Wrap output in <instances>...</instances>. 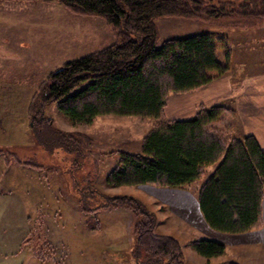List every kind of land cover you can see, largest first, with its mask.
Instances as JSON below:
<instances>
[{"label":"trees","instance_id":"trees-1","mask_svg":"<svg viewBox=\"0 0 264 264\" xmlns=\"http://www.w3.org/2000/svg\"><path fill=\"white\" fill-rule=\"evenodd\" d=\"M22 1L58 2L75 13L103 17L116 36L115 43L64 63L41 82L28 108L38 142L51 152L73 153L78 148L81 152L79 144L85 140L49 126L46 109L54 104L74 123H91L108 114L155 118L140 151L118 152L105 184L182 189L204 179L196 199L211 228L240 234L263 227L264 150L256 137L235 131L233 110L223 104L201 108L189 119H167L164 109L171 93L197 90L229 70L230 33L219 29L261 27L264 0ZM166 18L213 23L219 29L168 38L158 46L156 20ZM220 50L226 51L223 60L218 58ZM4 147L0 156L5 165L15 161L40 167ZM208 168H212L209 175ZM91 191L86 200H79L85 214L125 208L134 215L130 249L134 264H184L180 239L158 230L156 214L139 197ZM191 247L208 259L227 250L224 242L209 237L192 241ZM209 264L242 263L229 259Z\"/></svg>","mask_w":264,"mask_h":264},{"label":"rangeland","instance_id":"rangeland-1","mask_svg":"<svg viewBox=\"0 0 264 264\" xmlns=\"http://www.w3.org/2000/svg\"><path fill=\"white\" fill-rule=\"evenodd\" d=\"M156 23L158 46L168 38L216 33L219 29L213 23L176 18L158 19ZM219 31L230 33L231 43L236 46L244 45L245 48L237 47L235 52L236 61L244 62L243 65L239 69L232 53L225 73L237 71V76L244 80L255 70V64L250 66L248 61L264 58V23L258 28L221 27ZM115 42L116 36L103 17L75 13L58 2L0 0V147H9L4 149L40 166L25 167L15 161L7 166L0 156V264H134L130 251L134 242V215L125 208L85 214L79 200L92 195V189L139 197L156 214L158 230L180 239L184 264L229 259L242 264H264V250L251 245L236 243L230 247L222 241L227 245L226 252L210 259L191 247L194 240L212 238L206 234L210 233V227L196 199L204 179L182 189L105 184L106 174L118 161V152L140 151L141 141L154 126L155 118L108 114L91 123H74L54 104L46 109L51 118L49 126L85 140L79 144L81 152L78 154L79 148L73 153L61 149L51 152L38 142L28 108L41 82L64 63ZM252 45L256 47L254 51L244 53ZM225 52L218 53L220 60ZM217 77L216 83L222 78ZM177 96L171 93L168 97L164 109L167 119L177 115L175 108L180 111L195 106L194 100L188 102L183 95L179 100ZM221 104L231 108L235 117L232 99ZM234 117L233 128L246 135L239 131ZM48 136L45 139L50 141ZM211 172L212 168H208L207 175ZM145 258L144 254L141 261Z\"/></svg>","mask_w":264,"mask_h":264},{"label":"crops","instance_id":"crops-1","mask_svg":"<svg viewBox=\"0 0 264 264\" xmlns=\"http://www.w3.org/2000/svg\"><path fill=\"white\" fill-rule=\"evenodd\" d=\"M237 47L241 48L244 47V45L238 44L236 46L233 43L231 44L233 53L232 60H235L236 65L237 62H239L238 67L240 69L244 62L240 63V61H236L238 57H235ZM255 48L254 45L249 46L244 53H252ZM262 57L255 62H252V60L248 61L250 66H252V63L255 64V67H253L255 70L252 75L250 74L244 80L240 79L239 76H237L238 72L233 70V73L230 71L220 76V78H222L219 79L217 83L214 82L215 80H212L210 83L197 90L178 94L177 98H179V100H181L180 95H183V97H186L184 99L188 102L194 100L195 106L193 105V108L191 106L183 110L180 109V111H176L175 108L174 113H177V115L169 117L171 119H189L194 117L201 108L218 105L223 101L232 99L233 108L235 109L234 119L239 131L246 135L255 136L261 148L264 150V58ZM248 62L246 63L247 66ZM235 75L237 77H235ZM205 88L206 90H203ZM193 93H198V95ZM177 98H174V100ZM170 99H172V97H170ZM167 106L168 105H166L165 110ZM208 229L210 231V233H206L208 236L224 241L230 247H232L231 245H236V243H242L247 246L251 245L250 247L255 249L260 248L264 250V227L258 231L240 234H228L212 229L211 227ZM45 264H53V262Z\"/></svg>","mask_w":264,"mask_h":264}]
</instances>
